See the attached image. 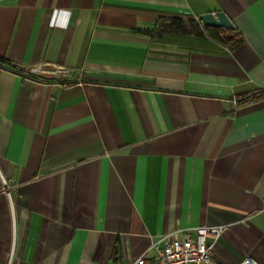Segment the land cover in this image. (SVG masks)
Masks as SVG:
<instances>
[{
	"label": "crops",
	"instance_id": "crops-1",
	"mask_svg": "<svg viewBox=\"0 0 264 264\" xmlns=\"http://www.w3.org/2000/svg\"><path fill=\"white\" fill-rule=\"evenodd\" d=\"M218 11L232 49L142 32ZM0 57V264H153L199 226L264 264V0H0Z\"/></svg>",
	"mask_w": 264,
	"mask_h": 264
},
{
	"label": "built area",
	"instance_id": "built-area-1",
	"mask_svg": "<svg viewBox=\"0 0 264 264\" xmlns=\"http://www.w3.org/2000/svg\"><path fill=\"white\" fill-rule=\"evenodd\" d=\"M31 72H36V69H30ZM222 228V226H199L167 233L159 240L163 242V246L158 250L153 264H216L212 260L213 241H208L207 237L216 239ZM131 264H146L144 255ZM238 264H257V262L250 256H245Z\"/></svg>",
	"mask_w": 264,
	"mask_h": 264
},
{
	"label": "trees",
	"instance_id": "trees-1",
	"mask_svg": "<svg viewBox=\"0 0 264 264\" xmlns=\"http://www.w3.org/2000/svg\"><path fill=\"white\" fill-rule=\"evenodd\" d=\"M142 32L152 38H159L164 34L172 36L183 35L195 38H208L211 41L226 46L229 49L234 48L242 41L235 29L226 30L223 28L205 27L194 20H183L180 18L163 19L158 21L152 30H144ZM11 65L12 63H10L7 59L0 57V66L24 72V69L19 70L17 68H12ZM27 75L33 77V74L29 71H27Z\"/></svg>",
	"mask_w": 264,
	"mask_h": 264
},
{
	"label": "water",
	"instance_id": "water-1",
	"mask_svg": "<svg viewBox=\"0 0 264 264\" xmlns=\"http://www.w3.org/2000/svg\"><path fill=\"white\" fill-rule=\"evenodd\" d=\"M197 19L205 27L223 28L226 30L234 29L233 23L222 11L204 13L199 15ZM11 67L23 70L22 66H18L16 64H12Z\"/></svg>",
	"mask_w": 264,
	"mask_h": 264
},
{
	"label": "rangeland",
	"instance_id": "rangeland-1",
	"mask_svg": "<svg viewBox=\"0 0 264 264\" xmlns=\"http://www.w3.org/2000/svg\"><path fill=\"white\" fill-rule=\"evenodd\" d=\"M51 70V69H50Z\"/></svg>",
	"mask_w": 264,
	"mask_h": 264
}]
</instances>
